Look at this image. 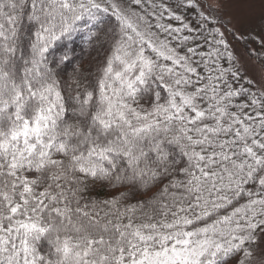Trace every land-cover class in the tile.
Segmentation results:
<instances>
[{"label": "snow or ice", "instance_id": "1", "mask_svg": "<svg viewBox=\"0 0 264 264\" xmlns=\"http://www.w3.org/2000/svg\"><path fill=\"white\" fill-rule=\"evenodd\" d=\"M0 264H264V27L0 0Z\"/></svg>", "mask_w": 264, "mask_h": 264}, {"label": "rangeland", "instance_id": "2", "mask_svg": "<svg viewBox=\"0 0 264 264\" xmlns=\"http://www.w3.org/2000/svg\"><path fill=\"white\" fill-rule=\"evenodd\" d=\"M225 11L242 18L248 30L259 33L264 27V0H225Z\"/></svg>", "mask_w": 264, "mask_h": 264}, {"label": "trees", "instance_id": "3", "mask_svg": "<svg viewBox=\"0 0 264 264\" xmlns=\"http://www.w3.org/2000/svg\"><path fill=\"white\" fill-rule=\"evenodd\" d=\"M255 46V44H252V46ZM72 47L75 48V57L77 59L83 58L84 61V67H87L90 62H94L93 58L95 56V53H92L91 55L88 54V47L84 40L77 39L74 45Z\"/></svg>", "mask_w": 264, "mask_h": 264}]
</instances>
